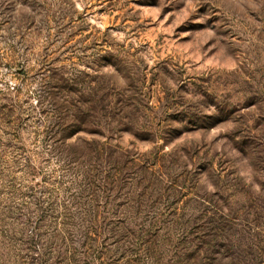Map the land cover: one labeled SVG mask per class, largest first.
Instances as JSON below:
<instances>
[{"label":"rangeland","instance_id":"rangeland-1","mask_svg":"<svg viewBox=\"0 0 264 264\" xmlns=\"http://www.w3.org/2000/svg\"><path fill=\"white\" fill-rule=\"evenodd\" d=\"M42 67L63 70L86 97L97 76L118 94L133 130L112 141L159 161L168 181L137 204L224 207L229 234L264 237V0H0V88L31 83ZM222 110L228 122H196ZM147 239L126 238L133 264H184L172 237Z\"/></svg>","mask_w":264,"mask_h":264},{"label":"trees","instance_id":"trees-1","mask_svg":"<svg viewBox=\"0 0 264 264\" xmlns=\"http://www.w3.org/2000/svg\"><path fill=\"white\" fill-rule=\"evenodd\" d=\"M18 70L24 76V67ZM39 72L31 83L0 88V264H133L130 237H149L146 246L151 238L172 237L183 245L184 264H248L264 251V237L228 233L224 207L151 211L137 204L150 187L168 181L159 161L146 164L112 141L133 130L118 94L103 76L86 97L63 70ZM225 114L210 112L196 122L210 129L228 122ZM238 140L234 149L243 150L247 143ZM142 214L144 223L132 220Z\"/></svg>","mask_w":264,"mask_h":264}]
</instances>
